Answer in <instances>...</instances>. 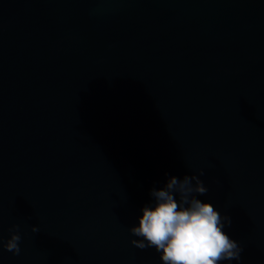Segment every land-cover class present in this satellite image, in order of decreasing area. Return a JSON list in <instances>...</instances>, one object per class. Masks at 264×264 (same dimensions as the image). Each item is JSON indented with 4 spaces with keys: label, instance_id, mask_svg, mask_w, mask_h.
<instances>
[{
    "label": "water",
    "instance_id": "obj_1",
    "mask_svg": "<svg viewBox=\"0 0 264 264\" xmlns=\"http://www.w3.org/2000/svg\"><path fill=\"white\" fill-rule=\"evenodd\" d=\"M185 175L264 264V0H0V264H161L129 229Z\"/></svg>",
    "mask_w": 264,
    "mask_h": 264
},
{
    "label": "clouds",
    "instance_id": "obj_2",
    "mask_svg": "<svg viewBox=\"0 0 264 264\" xmlns=\"http://www.w3.org/2000/svg\"><path fill=\"white\" fill-rule=\"evenodd\" d=\"M200 176L204 175L201 171ZM208 189L197 175L171 177L164 186L150 191L152 203L141 209L136 226L129 229L141 238L130 243L140 249L154 248L161 264H219L239 260L241 249L225 234L227 217L210 203L197 198ZM18 226L9 229L5 251L20 254ZM32 231L38 232L36 227Z\"/></svg>",
    "mask_w": 264,
    "mask_h": 264
}]
</instances>
